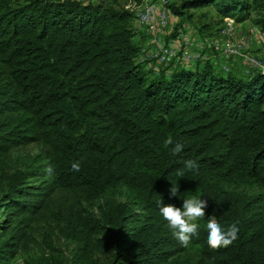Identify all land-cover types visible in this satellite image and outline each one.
Returning a JSON list of instances; mask_svg holds the SVG:
<instances>
[{"label": "trees", "instance_id": "trees-1", "mask_svg": "<svg viewBox=\"0 0 264 264\" xmlns=\"http://www.w3.org/2000/svg\"><path fill=\"white\" fill-rule=\"evenodd\" d=\"M166 4L264 31V0ZM130 18L79 0H0V264L42 223L48 252L27 264H264V74L206 63L150 78ZM169 136L184 145L177 155ZM18 153L21 169L6 172ZM176 184L179 198L207 201L187 248L159 214V201L182 205ZM209 216L238 222L237 239L208 247ZM54 235L73 245L69 258L52 253Z\"/></svg>", "mask_w": 264, "mask_h": 264}, {"label": "rangeland", "instance_id": "rangeland-1", "mask_svg": "<svg viewBox=\"0 0 264 264\" xmlns=\"http://www.w3.org/2000/svg\"><path fill=\"white\" fill-rule=\"evenodd\" d=\"M79 1L85 5L102 4L115 11L129 12L133 42L139 50L136 63L150 78L162 74L167 76L178 68L192 70L206 63L222 75L232 74L241 79L264 74V31L251 21L236 23L229 18L222 19L211 7L190 10L189 19L178 18L170 14L167 7L169 4L163 5L166 0H145L141 4L135 0ZM172 2L179 3L180 0H169V3ZM164 8L167 14L163 16ZM162 48L173 50L177 56L186 52V60L177 62L171 59L165 64H159L151 57ZM36 152L35 148H30L21 153L33 155ZM19 157L22 154L15 155L6 172L21 169ZM48 225L42 223L36 227L30 234L32 241L28 250L19 252L9 264H27L26 260L47 253L41 238ZM52 247V253L62 259L69 258L73 251V245L57 235L52 236Z\"/></svg>", "mask_w": 264, "mask_h": 264}, {"label": "clouds", "instance_id": "clouds-1", "mask_svg": "<svg viewBox=\"0 0 264 264\" xmlns=\"http://www.w3.org/2000/svg\"><path fill=\"white\" fill-rule=\"evenodd\" d=\"M165 144L173 145L171 136L165 140ZM183 148V144L175 143L171 148L172 155L179 154ZM183 163L184 168L189 171H196L199 168L195 160L189 159ZM71 168L73 171L79 172V162H73ZM178 174L182 176L183 172L181 171ZM178 193H180L178 191V185H172L170 194L178 197ZM181 200L182 205L180 207L172 204L164 205L159 201V214L167 222V227L172 231L173 237L179 242L180 246L187 248L192 238L198 237L200 234V224L196 221L204 218L207 201L202 199V196L196 195H190ZM205 231L208 247L211 249L227 247L237 239L239 232L238 222H234L225 227L216 218L209 216L205 225Z\"/></svg>", "mask_w": 264, "mask_h": 264}, {"label": "built area", "instance_id": "built-area-1", "mask_svg": "<svg viewBox=\"0 0 264 264\" xmlns=\"http://www.w3.org/2000/svg\"><path fill=\"white\" fill-rule=\"evenodd\" d=\"M166 3H164L163 5H165ZM165 10V11H164ZM164 10L162 11V13H163V16L165 15V13H166V11H167V9H165L164 8ZM167 14V13H166ZM227 19V18H226ZM229 20H231L232 22H234L232 19H230L229 18ZM184 56L186 57L187 56V53L186 52H184V53H182V55L180 56V55H176L174 52H173V50H168V49H166V48H162V49H160L159 50V52L156 54V55H154V56H152L151 58L153 59V60H155L157 63H159V64H165V63H167L168 61H170L171 59H174L175 61L177 60V62H180V60H186L185 58H184Z\"/></svg>", "mask_w": 264, "mask_h": 264}]
</instances>
